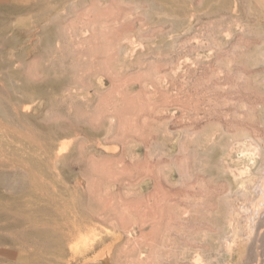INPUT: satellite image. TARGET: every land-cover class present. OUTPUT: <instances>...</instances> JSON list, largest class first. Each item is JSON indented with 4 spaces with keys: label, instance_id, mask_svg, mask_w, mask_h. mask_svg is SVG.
<instances>
[{
    "label": "rangeland",
    "instance_id": "obj_1",
    "mask_svg": "<svg viewBox=\"0 0 264 264\" xmlns=\"http://www.w3.org/2000/svg\"><path fill=\"white\" fill-rule=\"evenodd\" d=\"M40 1L0 0V171L15 184L1 179L0 195L24 186L62 245L20 253L264 264V225L245 230L239 206L250 205L236 196L264 181V0H43L50 20L38 23Z\"/></svg>",
    "mask_w": 264,
    "mask_h": 264
},
{
    "label": "bare ground",
    "instance_id": "obj_2",
    "mask_svg": "<svg viewBox=\"0 0 264 264\" xmlns=\"http://www.w3.org/2000/svg\"><path fill=\"white\" fill-rule=\"evenodd\" d=\"M90 1H92V0H90ZM40 2L41 3L38 4L39 9H40V12L38 14V23L39 22L45 23L48 20H50L49 19L50 16L48 17V20L46 17L47 12H49V8L43 0H41ZM9 10L12 14L16 10L25 11V10H29V9H27V8L20 9L18 7L16 8L13 5H10ZM44 27H47V26H44ZM47 31L50 33H47L48 37H46L45 41L48 43H51L50 45H52V41L50 39V36H51L53 29L50 28ZM56 32L58 33V37H60L59 34L61 31H59V32L56 31ZM52 38H54V37H52ZM55 42H56V44H55L56 46L59 45L58 40H56ZM55 42H53V43H55ZM27 92H29V94H31L30 96L38 94L35 92H30V91H27ZM4 96L8 100L9 105H8V122H7V124H8L7 140L5 142L6 145L5 144H3V145L5 146L4 148L6 149V157H7L5 162L7 165H9L12 168L16 165L17 166L19 165L18 159L15 156V152L13 150V148H14V146H13L14 145L13 134L15 133L13 128H14L15 119H16L13 117V114H15V112H17L18 109L16 107L15 96L13 94V89L11 87L8 86L4 90ZM21 108H22V106H21ZM40 108H42V107H40ZM45 119H47V118L45 117ZM30 130H31V128H30ZM36 134H37V132H36ZM58 156H60V155H58ZM28 163L32 164L30 161H28ZM2 172H3V170L0 171V182H1V179L5 180L6 183L5 182L4 183L6 185V188L12 191L14 189L15 184L13 185L12 180L8 179L9 178V176L7 175L8 173L6 175H4ZM25 176L26 175H23L24 179H25ZM14 177H11V178H14ZM21 181H24V180L21 179ZM13 182H14V180H13ZM0 184H2V182ZM240 186L243 187V184H240ZM240 186H238L239 187L238 189H240V190L236 191L237 192L236 196L238 198H240L242 200V202L249 203L250 207H248V206L246 207V205L242 203L239 206L240 207L239 212L244 214V216L246 217V223H245L246 229L245 230H247V232L250 233L255 229L256 225L257 226L264 225V218L262 220H259V215L262 214V211L264 210V208L261 207V206H264V181L259 183V185L258 184L255 185L254 191H250L253 193L256 192V195H255L256 198L251 195L252 193L249 192V189L247 190L246 187H243L244 188L243 189ZM19 188H17V189H19ZM22 188L23 189L20 188V190H22L20 195L16 196L13 193V194L7 196L5 203L3 202L2 195H0V264H16V263L17 264H30V262H31L30 261V255L29 254L22 255L20 253L22 251H24V253H25V250L27 249V247L29 245H41V246L42 245H51V246L52 245H62V239H59V238L55 239L54 238L55 236L50 234L49 231H47V229L38 227L37 221L34 219V216H33L34 214L32 215V213L30 212V209L27 208L28 206H27L26 202H27V199L30 198L31 194L24 189L25 188L24 186ZM11 191H9V193ZM48 210L49 209H47V208H42L39 211H37V214H42V216H44V214H46V212ZM56 221L54 219L49 220L46 223L47 227L53 228L54 226H57V225L59 226L60 224ZM41 227H43V226H41ZM44 227H45V225H44ZM60 227H61V225H60ZM52 230H54V229H52ZM62 232H64V231H62ZM52 233H53V231H52ZM6 246H8V247L18 246V250H20V251L16 253L15 251L10 250V248H7ZM36 260H38V259H36Z\"/></svg>",
    "mask_w": 264,
    "mask_h": 264
}]
</instances>
